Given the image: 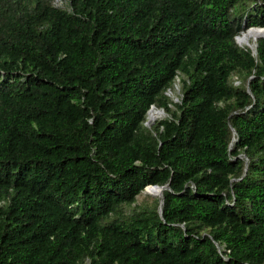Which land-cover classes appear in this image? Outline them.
<instances>
[{
  "label": "trees",
  "instance_id": "1",
  "mask_svg": "<svg viewBox=\"0 0 264 264\" xmlns=\"http://www.w3.org/2000/svg\"><path fill=\"white\" fill-rule=\"evenodd\" d=\"M249 25L264 0H0V264H264Z\"/></svg>",
  "mask_w": 264,
  "mask_h": 264
},
{
  "label": "rangeland",
  "instance_id": "2",
  "mask_svg": "<svg viewBox=\"0 0 264 264\" xmlns=\"http://www.w3.org/2000/svg\"><path fill=\"white\" fill-rule=\"evenodd\" d=\"M251 30H255V29H253V28H246L245 30H241L239 32L238 37H237L239 44L237 43V45L241 46V45H244V44L246 45L247 43L253 42V38L252 37L251 38L248 37V39L245 40V41L241 40L240 37H239L242 32H244V33H252ZM261 34H264V32L261 33ZM258 35H260V33H257L256 34V36H258ZM174 81H176L175 84H174ZM174 81H173V86L171 85L169 88H167V89L164 90V92L169 96V98L172 101L176 100V97L179 94V90H178V88H179V82H178L177 78H175ZM164 115H166V113H164V111H163L162 116L161 117H158V118H155V120H158V119L162 118ZM152 122L147 123L148 124L147 126H149ZM156 196L157 195L154 194L152 192V190H146L145 191L144 188H142L140 190V192L138 194H136L135 200L136 201H146V202H149L152 198H154Z\"/></svg>",
  "mask_w": 264,
  "mask_h": 264
},
{
  "label": "bare ground",
  "instance_id": "3",
  "mask_svg": "<svg viewBox=\"0 0 264 264\" xmlns=\"http://www.w3.org/2000/svg\"><path fill=\"white\" fill-rule=\"evenodd\" d=\"M253 29H255V31L254 32H258V33H263L264 32V30L263 29H257V28H253ZM237 37H238V34L236 35V41H237V43H238V39H237ZM240 39L241 40H243V41H245V40H247L248 39V37L249 38H253V40L255 39V37H256V35H254V34H252V33H244V32H242L241 34H240ZM256 40V39H255ZM239 44V43H238ZM252 44V42L251 43H247V45H251ZM162 114H163V111L162 110H160V109H156V108H154V107H151L150 109H148V111H147V113H146V120H148V121H153V120H155V118H158V117H161L162 116ZM147 188H151L150 190H152V192L154 193V194H156V192H157V190H156V188H154V187H146L144 190L146 191V189Z\"/></svg>",
  "mask_w": 264,
  "mask_h": 264
},
{
  "label": "water",
  "instance_id": "4",
  "mask_svg": "<svg viewBox=\"0 0 264 264\" xmlns=\"http://www.w3.org/2000/svg\"><path fill=\"white\" fill-rule=\"evenodd\" d=\"M247 28H257V29H263L264 30V26H258V25H250L248 26ZM258 36H262L264 37V34H260ZM236 41V40H235ZM251 48V46H249ZM253 51V50H252ZM144 124H147V120L144 119ZM146 187H154L156 188L157 192H156V195L158 197V203H157V213L158 215H160V211H161V208H160V205H161V189H163L164 187H166V183H161V184H156V183H148V184H145L143 186V188L145 189Z\"/></svg>",
  "mask_w": 264,
  "mask_h": 264
},
{
  "label": "clouds",
  "instance_id": "5",
  "mask_svg": "<svg viewBox=\"0 0 264 264\" xmlns=\"http://www.w3.org/2000/svg\"><path fill=\"white\" fill-rule=\"evenodd\" d=\"M62 3H63V0H51V4L53 5V6H57V7H62ZM250 26V25H249ZM248 27V26H247ZM247 27H245L244 29H246ZM243 30V29H242ZM241 31V30H240ZM236 35L237 34H235L234 35V41L236 40ZM257 37V36H256ZM255 37V38H256ZM235 43L237 44V41H235ZM254 44H255V39L253 40V42H252V44L251 45H247L246 44V46H251V50H253L254 49ZM245 45V44H244ZM175 78H177V77H174L173 78V80H172V83H171V85L173 86V81H174V79ZM177 80H178V78H177ZM175 82L176 81H174V84H175ZM179 82V81H178ZM167 88H169V87H167ZM167 88H165V89H167ZM178 90H179V88H178ZM176 100H177V97H176ZM175 101V100H174ZM151 107H155L154 105H152V104H150L149 106H148V108L146 109V111H145V115H144V119H146V113H147V111H148V109H150ZM156 109H160V110H163L161 107H155ZM164 111V110H163ZM165 113V112H164ZM154 121V120H153ZM144 122V121H143ZM150 122H152V120L151 121H148L147 120V123H150ZM145 125H148V124H145Z\"/></svg>",
  "mask_w": 264,
  "mask_h": 264
}]
</instances>
